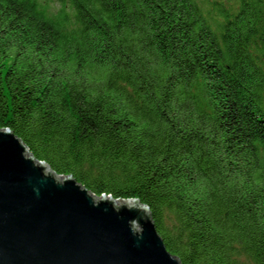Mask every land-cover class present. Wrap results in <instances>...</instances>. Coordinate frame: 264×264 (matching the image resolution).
<instances>
[{"label":"trees","instance_id":"1","mask_svg":"<svg viewBox=\"0 0 264 264\" xmlns=\"http://www.w3.org/2000/svg\"><path fill=\"white\" fill-rule=\"evenodd\" d=\"M201 2L0 0V128L180 264H264V0Z\"/></svg>","mask_w":264,"mask_h":264},{"label":"water","instance_id":"2","mask_svg":"<svg viewBox=\"0 0 264 264\" xmlns=\"http://www.w3.org/2000/svg\"><path fill=\"white\" fill-rule=\"evenodd\" d=\"M153 221L137 198L93 195L0 128V264H180Z\"/></svg>","mask_w":264,"mask_h":264},{"label":"rangeland","instance_id":"3","mask_svg":"<svg viewBox=\"0 0 264 264\" xmlns=\"http://www.w3.org/2000/svg\"><path fill=\"white\" fill-rule=\"evenodd\" d=\"M205 1L209 2V1H211V0H205ZM217 1L223 2V3H222V4H223L222 7H223V8L227 7L226 9L229 11V6H228V5H225V4H227V0H217ZM199 3L202 5V7H205V8H203V12H204V14H206V10H207L208 8H206L205 4H204L203 2H201V0H199ZM210 4H211V3H210ZM210 4H209V5H210ZM217 9H219V8H214L213 11L210 12L209 15L213 14L214 12H216ZM209 15H206V16L208 17Z\"/></svg>","mask_w":264,"mask_h":264}]
</instances>
